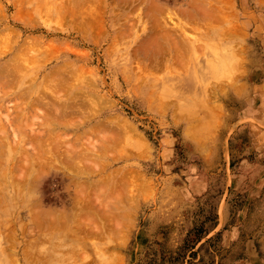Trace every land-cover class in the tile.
<instances>
[{
    "label": "rangeland",
    "instance_id": "1",
    "mask_svg": "<svg viewBox=\"0 0 264 264\" xmlns=\"http://www.w3.org/2000/svg\"><path fill=\"white\" fill-rule=\"evenodd\" d=\"M28 1L0 0V32L8 27L21 37L2 51L12 56L0 58V264H264V0ZM210 5L226 16L223 24L208 20L217 16ZM168 15L187 26V38ZM224 20L239 28L236 36L222 29ZM157 23L171 37H156ZM218 29L227 32L213 36ZM151 37L161 49L145 43ZM34 39L42 51L22 49L35 61L22 55L18 77L4 78L14 53ZM167 41L187 55L175 57L179 49ZM231 47L235 63L226 55ZM169 61L172 74L163 65ZM51 94L78 112L65 116ZM50 102L65 123L47 117Z\"/></svg>",
    "mask_w": 264,
    "mask_h": 264
},
{
    "label": "bare ground",
    "instance_id": "2",
    "mask_svg": "<svg viewBox=\"0 0 264 264\" xmlns=\"http://www.w3.org/2000/svg\"><path fill=\"white\" fill-rule=\"evenodd\" d=\"M22 1H23V0H22ZM30 1H31V0H29L28 2H30ZM65 1H66V0H65ZM65 1H64V2H65ZM76 1H77V0H76ZM81 1H82V0H81ZM86 1H87V0H86ZM17 2H18V1H17ZM25 2H26V1H24V3H25ZM66 2H67V1H66ZM69 2H70V1H69ZM69 2H68V4H69ZM72 2H73V1H72ZM74 2H75V0H74ZM84 2H85V1H84ZM89 2H90V0H89ZM89 2H88V3H89ZM99 2H100V1H99ZM101 2H103V1H101ZM212 2H213V1H212ZM217 2H218V4L220 5L219 1H217ZM220 2H221V1H220ZM224 2H225V1H224ZM21 3H22V2H21ZM24 3H22V4H24ZM31 3H32V2H31ZM55 3H57V2H55ZM85 3H86V2H85ZM93 3H94V2H92V4H93ZM39 4H40V3H39ZM53 4H54V3H53ZM53 4H52V5H53ZM57 4H58V3H57ZM77 4H78V3H77ZM82 4H84V3H82ZM89 4H90V3H89ZM89 4H88V5H89ZM95 4H96V3H95ZM98 4H99V3H98ZM101 4H102V3H101ZM188 4H189V3H188ZM222 4H223V3H222ZM224 4H225V3H224ZM37 5H38V4H37ZM80 5H81V4H80ZM86 5H87V4H86ZM96 5H97V4H96ZM152 5H153V4H152ZM191 5H192V4H191ZM216 5H217V3H216ZM14 6H15V5H14ZM44 6H45V5H44ZM64 6H66V5H64ZM67 6H70V5H67ZM67 6H66V7H67ZM92 6H93V5H92ZM210 6H211V5H210ZM220 6H221V5H220ZM222 6H223V5H222ZM222 6H221V9H222ZM224 6H225V5H224ZM224 6H223V7H224ZM0 7H2V6L0 5ZM21 7H22V6H21ZM52 7H53V6H52ZM84 7H85V6H84ZM96 7H97V6H96ZM101 7H102V6H101ZM156 7H157V6H155V9H156ZM188 7H190V6L188 5ZM197 7H199V6H197ZM211 7H213L214 9L216 8V7H214V6H211ZM15 8H16V7H15ZM44 8H46V7H44ZM47 8H48V7H47ZM54 8H55V7H54ZM60 8H62V7L60 6ZM63 8H64V7H63ZM72 8H73V7H72ZM80 8H81V7H80ZM85 8H86V7H85ZM90 8H91V5H90ZM92 8H93V7H92ZM92 8H91V9H92ZM98 8H99V12H100V11H101V10H100V6H99ZM98 8H97V9H98ZM151 8H152V7H151ZM151 8H149V10H151ZM200 8H201V7L197 8V9H200ZM0 9H1L0 11H2V12H0V20H1V17H2V18H3V17L5 18V16H4V10H2V8H0ZM18 9H19V7H18ZM23 9H24V8H23ZM23 9H22V10H23ZM81 9H82V8H81ZM153 9H154V6H153ZM155 9H154V10H155ZM157 9H158V8H157ZM217 9H218V8H217ZM29 10H30V9H29ZM54 10H56V9H54ZM68 10H69V8H68ZM75 10H77V9L75 8ZM83 10H84V9H83ZM158 10H159V9H158ZM194 10L197 11L195 8H194ZM215 10H216V9H215ZM219 10H220V9H219ZM219 10H216V11H217V16H218V18H216L217 16H215V17L213 16V17H212V15H209V16H208V15H205V17L208 16V17H209L208 20H210V18H211V21L215 20V21H216V22L214 21L215 23H219V22L222 23L223 21H221V20L224 19V18H226V16H224V15L222 14V11H221V10H220V11H221V14H220V11H219ZM222 10H224V9H222ZM20 11H21V9H20ZM27 11H28V10H27ZM57 11H58V9L55 11V13H56ZM61 11H62V9H61ZM69 11H70V10H69ZM90 11L93 12L92 10H90ZM201 11H202V10H201ZM211 11L213 12L214 10H212V8H211V10H210L209 12H211ZM48 12H49V10H48ZM63 12H64V11H63ZM63 12H62V13H63ZM65 12L68 14L67 9H66ZM72 12H73V9H72ZM87 12H88V11H87ZM193 12H194V11H193ZM224 12H225V11H224ZM29 13L31 14V10H30ZM58 13H59V12H58ZM69 13H70V12H69ZM73 13H74V12H73ZM93 13H95V15H96V12H93ZM103 13H104V10H103ZM103 13H102V14H103ZM151 13H152V12H151ZM154 13H155V12H154ZM200 13H201V12H200ZM206 13H208V12H206ZM18 14H19V13H18ZM20 14H21V12H20ZM40 14H41V12H40ZM42 14H43V13H42ZM74 14H75V13H74ZM74 14H73V15H74ZM86 14H87V13H86ZM88 14H89V13H88ZM185 14H186V12H185ZM190 14H191V13L187 14L188 17H189ZM210 14H213V13H210ZM225 14H226V13H225ZM21 15H22V14H21ZM27 15H29V14L27 13ZM27 15H26V18H27ZM52 15H53V14H52ZM84 15H85V14H84ZM89 15H91V13H90ZM95 15H94V16H95ZM100 15H101V14H100ZM169 15H170V14H169ZM169 15H168V18H167V19L170 18L169 20H170V22L173 24L172 26H175V28L177 27V29L181 31V36H184V35H185L184 37L187 38V37H188V35H187L188 33L186 32V30H187V26H186L185 24H183L182 22H175L177 19L174 18V17H170L171 15H170V16H169ZM172 15H173V14H172ZM177 15H178V14H177ZM22 16H24V14H23ZM29 16H31V15H29ZM57 16H58V15H57ZM60 16H61V14H60ZM63 16H65V15L63 14ZM71 16H72V14H71ZM81 16H82V15H81ZM87 16H88V15H87ZM103 16H104V15H102V17H103ZM114 16H115V15H114ZM153 16H154V15H153ZM174 16H175V15H174ZM190 16H191V15H190ZM197 16H198V15H197ZM202 16H204V15L202 14ZM223 16H224V17H223ZM40 17H41V16H40ZM65 17H66V16H65ZM90 17H91V16H90ZM31 18H33V17H31ZM59 18H61V17H59ZM98 18H99V16H98ZM150 18H151V17H150ZM202 18L204 19V17H202ZM229 18L231 19V17H229ZM229 18H228V20H229ZM62 19H63V17H62ZM65 19H66V18H65ZM65 19H64V20H65ZM83 19H84V17H83ZM83 19H82V20H83ZM154 19H155V18H153V20H154ZM174 19H176V20H174ZM197 19H198V18H197ZM216 19H217V20H216ZM226 19H227V18H226ZM27 20H28V19H27ZM58 20H59V19H58ZM64 20H63V21H64ZM70 20H71V18H70ZM84 20H85V19H84ZM91 20H92V19H91ZM100 20H101V19H100ZM142 20H143V19H142ZM156 20H157V19L154 20L155 23H156ZM158 20H159V19H158ZM187 20H188V19H187ZM201 20H202V19H201ZM208 20H207V21H208ZM56 21H57V20H56ZM102 21H103V19H102ZM193 21H196V19L193 20ZM204 21H205V20H204ZM224 21H226V20H224ZM30 22H31V21H30ZM32 22H35V20L33 19ZM32 22H31L30 24H32ZM57 22H58V21H57ZM65 22H66V21H65ZM70 22H71V21H70ZM78 22H79V20H78ZM78 22H77V23H78ZM87 22H88V21H87ZM94 22H95V21H94ZM140 22H141V21H140ZM167 22H168V21H167ZM191 22H192V21H191ZM209 22H210V21H208V23H209ZM226 22H227V21H226ZM88 23H89V22H88ZM88 23H87V24H88ZM95 23H96V22H95ZM103 23H104V22H103ZM141 23H142V22H141ZM158 23H160V22L158 21ZM158 23L156 24V25L158 26V27L155 29V30H157V31H155L156 33H157L158 31H160V30H159L160 28H162V26H160V28H159V24H158ZM205 23H206V21H205ZM210 23H211V22H210ZM223 23H224V22H223ZM223 23H222V24H223ZM228 23H229V22H227V24H228ZM33 24H34V23H33ZM58 24H59V23H58ZM75 24H76V23H75ZM82 24H83V23H82ZM89 24H90V23H89ZM89 24H88V25H89ZM91 24H92V22H91ZM101 24H102V23H100V25H101ZM152 24L154 25V23H152ZM211 24H213V22H212ZM222 24H221V25H222ZM225 24H226V23H225ZM235 24H236V23H235ZM76 25H77V24H76ZM80 25H81V24H80ZM80 25H79V27H80ZM88 25H87V27H88ZM92 25L94 26V25H96V24L93 23ZM92 25H90V26L93 27ZM97 25H98V23H97ZM150 25H151V24H150ZM161 25H164V24L161 23ZM204 25H205V24H204ZM206 25H207V23H206ZM206 25H205V26H206ZM208 25H209V24H208ZM216 25H217V24H216ZM90 26H89V28L92 30L93 28H91ZM172 26H171L170 28H174V27H172ZM198 26H199V25H198ZM228 26H229V28L225 25L222 29H224L225 27H226V29H230V28H231V30H230L228 33H230L231 35H233L234 33H236V29L238 28V27H236V25L233 26V24H231L232 27H230V25L228 24ZM79 27H78V28H79ZM83 27H84V26H83ZM95 27H96V26H95ZM95 27H94V28H95ZM101 27H102V26H101ZM103 27H104V24H103ZM134 27H135V26H134ZM134 27H133V28H134ZM153 27H154V26H153ZM163 27L165 28L166 26L164 25ZM207 27H209V26H207ZM210 27H211V26H210ZM210 27H209V28H210ZM214 27H215V26H214ZM218 27H219V26H218ZM218 27H217V28H218ZM158 28H159V29H158ZM166 28H167V27H166ZM198 28H200V27H198ZM212 28H213V27H212ZM220 28H221V27H220ZM79 29H80V28H79ZM84 29H85V28H84ZM97 29L99 30V28H97V27H96L95 29H93V30L96 31ZM103 29H104V28H103ZM103 29H102V30H103ZM128 29H130V28H128ZM149 29H150V28H149ZM151 29H152V28H151ZM162 29H163V28H162ZM196 29H197V28H196ZM215 29H216V28H215ZM215 29H214V30H215ZM222 29H218V31H213V30H212V32H213L212 35H213V36H214V34L216 35L217 32H219V33H225V32H227L226 29L223 30V32H222ZM240 29H242V28H240ZM98 30H97L96 33H99ZM104 30H105V29H104ZM194 30H195V29H194ZM210 30H211V29H210ZM220 30H221V31H220ZM238 30H239V28L237 29V31H238ZM242 30H243V29H242ZM81 31H82V30H81ZM127 31H128V30H127ZM151 31H152V30H151ZM195 31H196V30H195ZM206 31H207V29H206ZM104 32H105V31H104ZM104 32H103V34H104ZM163 32H164V31L162 30V33H163ZM171 32H172V31H171ZM171 32H170V30H168V32L166 31L165 34L168 33V36L171 37ZM210 32H211V31H210ZM210 32H209V33H210ZM215 32H216V33H215ZM239 32H240V31H239ZM243 32H244V31H243ZM92 33H93V32H92ZM96 33H94V34H95L94 37L96 36ZM156 33H154V34H156ZM159 33H160V34H159ZM169 33H170V35H169ZM172 33H174V32H172ZM177 33H178V32H177ZM209 33H208V34H209ZM219 33H218V34H219ZM84 34H85V33H84ZM122 34H123V33H122ZM158 34H159V35H158ZM165 34L163 33V35H162L161 32H158V33H157L158 36H156V37H159V36H160V38L162 39V37L164 38V37L167 35V34H166V35H165ZM198 34H199V33H198ZM205 34H206V33H205ZM236 34H237V33H236ZM116 35H117V34H116ZM124 35H125V34H124ZM164 35H165V36H164ZM172 35H173V34H172ZM178 35L180 36V34H178ZM178 35H177V38H178V41H180L181 36L179 37ZM221 35H222V34H221ZM221 35H218V36H221ZM225 35H226V34H225ZM225 35H224V36H225ZM228 35H229V34H228ZM121 36H123V35H120V36H118V37H121ZM126 36H127V35H126ZM150 36H151V35H150ZM150 36H149V37H150ZM152 36H153V35H152ZM161 36H162V37H161ZM218 36L216 35V37H218ZM234 36H236V35L234 34L233 37H234ZM237 36H238V35H237ZM101 37H102V36H101ZM118 37H116V38H118ZM174 37H175V36H174ZM174 37H173V38H174ZM203 37H204V36H203ZM203 37H202V38H203ZM210 37H211V36H210ZM221 37H222V36H221ZM229 37H230V36H229ZM20 38H21V37H20L17 33L15 34V32L13 33V31L10 30L8 27H7V28L5 27V29H4L2 32H0V45H1L0 47H2V48H0V49H2V50H0V58H1V56L6 55V53H8L9 56H10L11 53H9V51L6 52V53H3L2 51L5 52V51H7V49H8V50H9V49L12 50V48H13L16 44H18V41H19ZM96 38H97V37H96ZM153 38H154V37H153ZM153 38L151 37V41H148V42L146 41L145 43H148V44L150 45V44H152L153 41H155V42H153V44L156 43V44H155V47H154L153 44L150 45L149 47H151V46H153V48H156V47L159 48V47H160V49H161L162 44L159 45V43L156 42V39L154 38V39H155V40H154ZM167 38L169 39V37H167ZM173 38H172V44H173V41H174ZM182 38H183V37H182ZM235 38H236V37H235ZM239 38H240V37H239ZM29 39H30V38H29ZM152 39H153V40H152ZM157 39H159V38H157ZM164 39H165V38H164ZM164 39H163V40H164ZM194 39H195V37H194ZM200 39H201V38H200ZM217 39H218V38H217ZM230 39H231V37H230ZM241 39H242V38H241ZM40 40H41V39H40ZM93 40H94V39H93ZM149 40H150V39H149ZM165 40H166V39H165ZM170 40H171V38H170ZM218 40H219V39H218ZM225 40H226V39H225ZM34 41H35V42L37 41V43H35ZM34 41H32V40H25L24 43H23V45H22V46H24V47L20 46V49L17 50V51H18L17 53L14 51L16 54H18V53H19V54H18V55H15V53H14V55H13L14 58L12 57V60H13V59L15 60V63H12V64L10 63L13 67H12L11 65H8V66L5 65V67L7 66V67H6L7 69H4L5 71H4V70L2 71L3 74L5 75L4 78L7 77L6 79L9 80L8 76L13 77V76L16 75V74L18 75V71H19V70H18V67H19V69H20V67H22V62L24 61V59L22 58V57H23L22 55H25L23 49H24V50H25V49H26V50H28V49H33V51H35V50L42 51V50H41V49H42V46H41V44H40L41 42L39 43L38 40H35V39H34ZM95 41H96V40H95ZM112 41H113V40H112ZM186 41H187V40H186ZM186 41H185V42H186ZM197 41H198V39H197ZM150 42H151V43H150ZM170 42H171V41H167V42H165L166 47H167V48H170L171 50H174V51L178 48L179 50H178V49H177V50H178L180 53H178V51L176 50L177 53H175V57H176L177 54H181V55H180V57H181V56H182V53H183V56L181 57V58L183 59V58L185 57L184 55H187V54H185V53H187V52H186L187 48H186V50H185L184 47H183V50L181 49V50L183 51V52H182V51L180 50V48H181V46H182V44L180 43L181 41L178 42V43H180L179 46L181 45L180 47H178L177 44L175 45V43H174V45L177 46V47H175V46H173ZM175 42H176V41H175ZM220 42L222 43V42H223V39H222V41H220ZM188 43H189V42H188ZM19 44H20V43H19ZM197 44H198V43H197ZM47 45L49 46V45H52V44H47ZM230 45H231V44H230ZM48 46H47V47H48ZM143 46H144L143 48L148 47V45H143ZM172 46H173V47H172ZM194 46H195V45H194ZM197 46H198V45H197ZM197 46H196V47H197ZM18 47H19V45H18ZM49 47H50V46H49ZM55 47H56V46H55ZM55 47H54V48H55ZM187 47H188V46H187ZM22 48H23V49H22ZM158 48H157L156 50H158V52H160V49H158ZM173 48H174V49H173ZM5 49H6V50H5ZM44 49H45L46 51H48V49H46L45 47H44ZM44 49H43V51H44ZM49 49H50V48H49ZM56 49L58 50V48H56ZM148 49H150V48H148ZM235 49H236V48H235ZM19 50H20V51H19ZM21 50H22V51H21ZM143 50H144V49H143ZM150 50H151V49H150ZM162 50H163V48H162ZM162 50H161V51H162ZM165 50H167V49H165ZM184 50H185V51H184ZM237 50H238V49H237ZM55 51H56V50H55ZM163 51H164V50H163ZM174 51H173V52H174ZM176 51H175V52H176ZM10 52H11V51H10ZM20 52H21V53H20ZM52 52H53V51H52ZM56 52H57V51H56ZM166 52H167V51H166ZM181 52H182V53H181ZM184 52H185V53H184ZM196 52H197V51H196ZM234 52H236V51L233 49V47L229 48V51H228L227 54H226V55H228L227 57L229 58V59H228L229 62L232 61V63H235V59L238 58V57H236V55H235ZM3 54H4V55H3ZM53 54H54V53H53ZM160 54H161V52H160ZM215 54H216V53H215ZM238 54H239V53H238ZM19 55H21V57H20ZM27 55H29V53H28ZM27 55H25V56H27ZM41 55H42V54H41ZM41 55H40V58H41ZM158 55H159V54H158ZM166 55L169 56V54H167V53H166ZM11 56H12V54H11ZM25 56H24V57H25ZM43 56H44V55H43ZM155 56H156V55H155ZM159 56H160V55H159ZM173 56H174V54H173ZM188 56H189V55H188ZM188 56H187V57H188ZM19 57H20L21 61L19 60ZM27 57H28V58H27ZM27 57H25V61H24V62H27V63H28V61H29L28 59H29V58H30V60H31L30 62H32V59H33L32 56H27ZM177 57H178V59H180V58H179V55H177ZM187 57H186V59H187ZM26 58H27V59H26ZM31 58H32V59H31ZM151 58H152V57H151ZM163 58H164V57H163ZM171 58H174V57H171ZM171 58H170V60H171ZM241 58H242V57H241ZM16 59L20 62V65H21V66H18V65H19L18 63H19V62H18ZM154 59H155V58H154ZM174 59H175V58H174ZM174 59H172V61H174L173 63H176V59H177V58H176L175 60H174ZM178 59H177V61H178L177 64H179L180 62H182L183 66H184V64H185V63H184L185 59H184V61H181V60H178ZM10 60H11V59H10ZM12 60H11V61H12ZM14 60H13V62H14ZM151 60H152V59H151ZM167 60H168V59H167ZM167 60H166V61H167ZM6 61H7V60H6ZM11 61H8V62H11ZM33 61H35V59H33ZM39 61H40V60H39ZM158 61H159V63H158L159 65L162 64V62H161L162 60H161V61L158 60ZM238 61H239V60H238ZM238 61H236V62H238ZM24 62H23V63H24ZM160 62H161V63H160ZM164 62H165V61H164ZM6 63H7V62H6ZM173 63H170V61L167 62L166 64L163 63L165 70H166V69H168L169 71H170V69L172 70V71H170L169 73H171V72L174 73L173 71L176 70V68L172 65ZM238 63H239V62H238ZM238 63H237V64H238ZM4 64H5V63H4ZM7 64H8V63H7ZM14 64H15V65H14ZM25 64H26V63H25ZM35 64H37V63H35ZM177 64H176V65H177ZM180 64H181V63H180ZM16 65H17V68L14 67V66H16ZM141 65H142V64H141ZM176 65H175V66H176ZM186 65H187V64H186ZM9 66H11V67L8 68ZM63 66H64V65H63ZM68 66H69V65H68ZM160 66L163 67L162 65H160ZM172 66L174 67L175 70L172 68ZM0 67H1V65H0ZM2 67L4 68V66H2ZM64 67H65V66H64ZM154 67H156V69L154 68V69H155V70H154L153 68H150L151 71H152V70H153V71H156V70H157L158 66L156 65V66H154ZM161 67H159V68H161ZM180 67H181V66H180ZM184 67H185V66H184ZM184 67H183V68H184ZM236 67H237V66H236ZM22 68H23V67H22ZM60 68H61V67H60ZM60 68H59L57 71L60 70L62 73H64V72H65V71H64L65 69H64V68H63V69H60ZM140 68H141V67H140ZM140 68H139V70H140ZM147 68H149V67H147ZM147 68L144 69V71H145V70H148ZM183 68L181 67L180 70L183 69ZM227 68H228V63L225 62L224 65L222 66V70L224 69V71H225ZM1 69H2V68H1ZM67 69H68V67H67ZM67 69H66V70H67ZM69 69H70V67H69ZM178 69H179V68H178ZM214 69H215V68H214ZM231 69H232V68H231ZM233 69H234V67H233ZM233 69H232V70H233ZM16 70H18V71H16ZM53 70H54V69H53ZM161 70H162V69H161ZM184 70H185V69H184ZM215 70H216V69H215ZM222 70H221V71H218L217 73L219 74L220 72H223ZM232 70H231V72H232ZM14 71H16V73H15ZM54 71H55V70H54ZM54 71H53V72H54ZM57 71H55L54 74H57V75L59 76V74H61V73H59V72H60V71H59V72H58L59 74H58ZM140 71H141V70H140ZM202 71H203V69H202ZM202 71H201V72H202ZM53 72H52V73H53ZM69 72H71L70 74H72V71H71V70H69ZM69 72H68V73H69ZM76 72H77V71H75V73H73V74H76ZM145 72H146V71H145ZM149 72H150V71H149ZM178 72H179V71H178ZM228 72H229V71H228ZM19 73H20V72H19ZM68 73H67L66 75H68ZM143 73H144V72H143ZM172 73H171V74H172ZM233 73H234V71H233ZM13 74H14V75H13ZM50 74H51V73H50ZM50 74H49V75H50ZM147 74H148V73H147ZM147 74H145V75L147 76ZM150 74H151V73H150ZM195 74H196V72H195ZM195 74H194V76L197 77ZM198 74H199V72H198ZM221 74H222V73H221ZM0 75H1V74H0ZM17 75H16V76H17ZM174 75H175V74H174ZM219 75H220V74H219ZM1 76H2V75H1ZM16 76H15V78H16ZM20 76H21V75H20ZM53 76H55V75H53ZM60 76H61V75H60ZM62 76H64L65 78L62 77ZM62 76H61V77L64 79V81H65V79H66V80L69 79V78L67 79L65 75H62ZM148 76H149V75H148ZM217 76H218V75H217ZM220 76H222V75H220ZM224 76H226V74H225ZM11 77H10V78H11ZM17 77H18V76H17ZM49 77H50V76H49ZM67 77H68V76H67ZM76 77H77V76H76ZM76 77L73 76L74 79H75ZM198 77H199V76H198ZM0 78H1V77H0ZM20 78H21V77H20ZM34 78H35V77H34ZM36 78H37V77H36ZM52 78H53V77H52ZM55 78H56V77H55ZM153 78H155V77H153ZM170 78H171V77H170ZM202 78H203V79H202ZM204 78H206L205 75H204V77H201V78L199 79L200 81L202 80V83H201V84H203ZM6 79H5V80H6ZM13 79H14V78H13ZM16 79L20 80L19 78H16ZM16 79H14V80H16ZM45 79H46V78H45ZM47 79H48V78H47ZM63 79H62V80H63ZM71 79H72V77H71ZM10 80H12V79H10ZM32 80H34V79L32 78ZM32 80H31V81H32ZM197 80H198V79H197ZM42 81H43V80H42ZM59 81H60V80H59ZM59 81H58V82H59ZM0 82H1V81H0ZM2 82H3V81H2ZM16 82H17V80H16ZM18 82H19V81H18ZM47 82H48V81H47ZM52 82H54V81H52ZM55 82H56V81H55ZM58 82H57L56 84H58ZM62 82H63V81H62ZM62 82H59L58 85L60 86ZM65 82H66V81H65ZM70 82H71V81H70ZM10 83H11V82H10ZM12 83H13V82H12ZM156 83H157V82H156ZM7 84H8V83H7ZM45 84L47 85L48 83L45 82ZM50 84H51V83H50ZM50 84H49V86H48L49 88H51V87H50ZM56 84H55V86H54V84H53V85L51 84V86H53V87H52L53 89H54V87H56ZM65 84H66V86H68V85H67V84H68L67 82H66ZM46 85H45V86H46ZM11 86H12V85H11ZM15 86H17V85L15 84ZM59 86L57 87V89L59 88ZM61 86L64 87V84L62 83ZM61 86H60V89H62ZM150 86H152V85H150ZM154 86H155V85H154ZM4 87H5V86H4ZM69 87H70V86H69ZM69 87H68V89H69ZM72 87H74V86H72ZM207 87H208V86H207ZM52 88H51L50 90H53ZM70 88H71V87H70ZM164 88L166 89L167 86H166V87L164 86ZM203 88H204V87H203ZM14 89H15V88H14ZM14 89H13V90H14ZM29 89H30V88H29ZM32 89H33V88H32ZM155 89H156V88H155ZM10 90H11V89H10ZM25 90H26V89H25ZM50 90H49V91H50ZM63 90H64V89H63ZM43 91H44V89H43ZM49 91H48V92H49ZM168 91H169V90H168ZM203 91H204V89H203ZM206 91H207V90H206ZM20 92H21V91H20ZM44 92H45V91H44ZM50 92H51V91H50ZM50 92H49V94H50ZM52 92H53V93H52ZM52 92H51L52 94H54V92L56 93V91H54V90H53ZM59 92H60V91H59ZM59 92L57 91V93H59ZM164 92H165V91H163V93H164ZM21 93H24V92H21ZM25 93H26V92H25ZM40 93L42 94V92H40ZM46 93H47V92H46ZM163 93L161 92L160 94H163ZM204 93H205V91H204ZM206 93H207V92H206ZM41 94H39V95H41ZM52 94H51V96L53 97V99L56 98V100L54 101L55 104H56V101L59 102V101L62 100V99H61L62 97H60V95H58L59 97H58V96L56 97V96H54V95H52ZM87 94H88V93H87ZM165 94H166V93H165ZM30 95H31V94H30ZM204 95H206V94H204ZM36 96H37V95H36ZM46 96H47V95H46ZM48 96H49V95H48ZM154 96H155V95H154ZM207 96H208V95H207ZM40 97H41V96H40ZM52 97H50L49 100H51ZM88 97H89V96H88ZM90 97H91V96H90ZM156 97H157V96H156ZM42 98H43V94H42ZM47 98H48V97H47ZM47 98H46V99H47ZM59 98H60L61 100H60ZM44 99H45V98H44ZM46 99H45V100H46ZM53 99H52V100H53ZM90 99H91V98H90ZM159 99H160V98H159ZM159 99H157V100H159ZM164 99H165V98H164ZM26 100H27V99H26ZM34 100H35V99H34ZM34 100H33V101H34ZM45 100H43V101H45ZM47 100H48V99H47ZM160 100H161V99H160ZM38 101H39V100H38ZM91 101H92V100H91ZM35 102H36V101H35ZM41 102H42V101H41ZM41 102H40V103H41ZM71 102H72V101H71ZM85 102H86V101H85ZM85 102H83V103H85ZM87 102H88V101H87ZM161 102H162V101H161ZM161 102H160V103H161ZM45 103H46V102H45ZM52 103H53V102H52ZM52 103H51V102H50V104L48 103V104L50 105V107H51V108L48 107V110L51 109V112L53 113V112H54V109H55V112H54V113H56V112H57V113H56V114H54V113L52 114L51 112L49 113V111H50V110H49V111H48V116H47V117H49V118H51V119L53 118V120L56 118L55 120L58 121L59 118H61V117H59V116H60V115L62 116V114L59 115L58 113H61V111H63L64 109L66 110V109H67V108H66L67 105H66V107H65V106H63L62 103H61V105H58L59 103H57L56 105L61 106V107H62V106L65 107V108H63V109L59 107L58 109H60V110H61V111H60V110H57V109L54 107V105H53ZM76 103H77V102H76ZM89 103H91V102H89ZM166 103H167V102H166ZM29 104H31V102H30ZM48 104H47V105H48ZM72 104H73V103H72ZM81 104H82V103H81ZM81 104H80V105H81ZM162 104H163V103H161L160 106H162ZM167 104H168V103H167ZM167 104H166V105H167ZM32 105H33V102H32ZM45 105H46V104H45ZM47 105H46V106H47ZM52 105H53L54 109H52V108H53ZM64 105H65V104H64ZM68 105H69V104H68ZM34 106H35V105H34ZM41 106H42V105H41ZM73 106H74L73 109H75V107H76V109H77V105H73ZM87 106H88V104H87ZM204 106H206V104H204L203 107H204ZM207 106H208V105H207ZM35 107H36V106H35ZM39 107H40V106H39ZM68 107H69V108H68V110H66V112H65V111L62 112V113H65V116H66V114H67V116H68L69 109H70V111H71V108H72V106H68ZM70 107H71V108H70ZM78 107H79V105H78ZM82 107H83V104H82ZM85 107H86V105H85ZM0 108H1V107H0ZM30 108H32V107H30ZM79 108H80V107H79ZM79 108H78V109H79ZM83 108H84V107H83ZM208 108H209V107H208ZM44 109H45V108H44ZM80 109H81V108H80ZM213 109H214V108H213ZM213 109H210V112H212L211 110H213ZM42 110H43V109H42ZM46 110H47V109H46ZM52 110H53V111H52ZM44 111H45V110H44ZM59 111H60V112H59ZM72 111H73V112H72ZM72 111H71V113H73L72 115L74 116V115H75V112H76L77 110H76V111H75V110H72ZM207 111H208V110H207ZM207 111H206V112H207ZM215 111H216V110H215ZM77 112H78V111H77ZM79 112H80V111H79ZM50 114H51V116H53V117H51ZM44 115H45V114H44ZM46 115H47V114H46ZM46 115H45V116H46ZM54 115H55V118H54ZM56 115H58V116H56ZM69 115H70V112H69ZM38 117H39V116H38ZM38 117H37V118H38ZM57 117H58V118H57ZM63 117H64V116H62V119H63ZM216 117H217V116H216ZM43 118H44V117H43ZM65 118H66V117H65ZM72 118H73V117H72ZM69 119H70V118H69ZM69 119H68V120H69ZM46 120H47L48 123H50V122L52 121V120H50V119H46ZM46 120H45V121H46ZM48 120H49L50 122H49ZM55 120H54V121H55ZM60 120H61V119H60ZM22 121H23V120H22ZM45 121H44V122H45ZM63 121H64V119L62 120V123H63ZM66 121H67V120L65 119L64 123H65ZM52 122H53V121H52ZM52 122H51V123H52ZM68 122L71 123V124H70V127H71L73 120H72V121L70 120V121H68ZM68 122H67V123H68ZM110 122H111V121H110ZM62 123H61V124H62ZM67 123H66V126H64V127H66V128H67V126H68ZM199 123H200V122H199ZM46 124H47V123H46ZM52 124H53V123H52ZM68 124H69V123H68ZM202 124H203V123H202ZM62 125H64V124H62ZM62 125H61V126H62ZM105 125H106V124H105ZM118 125H119V124H118ZM118 125H117V126H118ZM204 125H206V124H204ZM204 125H203V126H204ZM61 126H60V127H61ZM72 126L75 127L74 124H73ZM121 126H122V124H121ZM121 126H120V127H121ZM201 126H202V125H201ZM50 127H51V126H50ZM54 128H55V127H54ZM68 128H69V127H68ZM77 128H78V127H77ZM95 128H96V127H95ZM124 128H125V127H124ZM51 129H52V128H51ZM111 129H112V128H111ZM115 130H116V129H115ZM53 133H54V132H53ZM117 133H118V131H117ZM117 133H116V134H117ZM122 134H123V133H122ZM51 135H52L51 137L53 138V134H52V133H51ZM57 137H58V136H55V138H57ZM120 137H122V136H120ZM32 138H33V137H32ZM52 138H51V139H52ZM106 139H107V138H106ZM30 140H31V139H30ZM56 140H58V138L55 139V141H56ZM34 141H35V140H34ZM55 141H54V139H53V141H51V142L53 143V142H55ZM76 141H77V140H76ZM32 142H33V141H32ZM49 142H50V141H49ZM55 144H56V142H55ZM57 144H58V142H57ZM49 145H50V144H49ZM111 145H112V144H111ZM43 146H44V144H43ZM57 146H58V145H57ZM49 148H50V147H49ZM55 148H57V147L55 146ZM70 148H71V146L68 148L69 151H70V150H71V151H70V152H69V151H66V152H67L68 154L71 153L72 155L69 154V155H71V157H70L69 155L66 154V155H67L66 157H67V158L69 157V159H70V158L72 159L73 154L75 155V150H76V148L74 147L75 150L73 149V147H72L71 149H70ZM52 149H53V147H52ZM57 149H58V148H57ZM68 149H67V150H68ZM102 149H103V148H102ZM104 149H105V148H104ZM45 150H46V149H45ZM54 150H55V149H54ZM105 151H106V150H105ZM47 152H49V150H48ZM50 152H51V151H50ZM90 152H91V151H90ZM102 152L104 153V151H101V154H102ZM78 153H79V152H78ZM53 155H54V153H53ZM57 155H59V154H58L57 151H56V154H55L54 156H57ZM60 155H61V154H60ZM98 155H99V154H98ZM48 156H50L49 153H48ZM75 156H76V155H75ZM75 156H74L75 159H73L72 162H73L74 160H75V161L77 160V162H78L79 157L76 158ZM38 157H39V156H38ZM51 158H52V156H51ZM55 158L57 159L58 156L55 157ZM86 158H87V157H86ZM56 159H55V160H56ZM58 159H59V158H58ZM61 159H62V158H61ZM52 160H53V159H52ZM23 161H24V160H23ZM58 161H59V160H58ZM61 161H62V160H61ZM67 161H68V160H67ZM50 162L53 163L51 160H50ZM59 162H60V161H59ZM29 163H30V162H29ZM79 163H80V162H79ZM49 164H50V163H49ZM71 165H72V164H71ZM100 165H101V164H100ZM74 166H75V165H74ZM79 166H80V165H79ZM85 166H86V165H85ZM69 167H70V166H69ZM70 168H71V167H70ZM77 168H78V166H77ZM81 168H82V167H81ZM75 170H76V169H75ZM77 173H78V172H77ZM124 175H125V174H124ZM122 178H123V177H122ZM106 182H107V181H106ZM93 183H94V182H93ZM102 184H103V181H102ZM112 184H113V183H112ZM121 184H122V183H121ZM103 185H104V184H103ZM128 185H129V184H128ZM101 186H102V185H101ZM125 186H126V185H125ZM87 187H88V186H87ZM77 188H78V187H77ZM92 190H93V189H92ZM121 190H122V189H121ZM87 194H88V193H87ZM87 196H88V195H87ZM76 200H77V199H76ZM76 200H75V201H76ZM75 201H74V202H75ZM80 201H81V199H80ZM80 201H79V203H80ZM84 201H85V200H84ZM76 202H78V200H77ZM76 202H75V203H76ZM86 202H87V201H86ZM91 202H92V201H91ZM75 203H74V205H75ZM76 204H77V203H76ZM90 206H91V205H90ZM71 208H73V207H71ZM74 208H75V207H74ZM81 208H82V207H81ZM89 208H90V207H89ZM91 209H92V208H91ZM38 210H39V209H38ZM72 211H73V210H72ZM81 211H82V210H81ZM104 211H105V210H104ZM47 213H48V212H47ZM49 213H50V211H49ZM85 213H86V212H85ZM94 213H95V212H94ZM42 214H44V213H42ZM50 214H51V213H50ZM45 215H47V214H45ZM36 217H37V216H36ZM43 217H44V216H43ZM45 217H46V216H45ZM91 217H92V216H91ZM104 217H105V216H104ZM32 219H33V218H32ZM36 219H37V218H36ZM43 219H44V218H43ZM77 219H78V218H77ZM60 220H63V217H62V216H61V219H60ZM37 221H39V220H37ZM37 221H36V222H37ZM44 221H45V220H44ZM50 221H51V220H50ZM53 221H55V220L53 219ZM53 221H52V222H53ZM64 221H65V220H63V222H60V224L65 223ZM117 221H118V220H117ZM32 222H33V221H32ZM77 222H78V221H77ZM94 222H95V221H94ZM34 223H35V222H34ZM37 223H38V222H37ZM53 223H55V222H53ZM40 224H41V227H42V223H40ZM50 225H51V222H50ZM37 226H38V224H37ZM78 226H79V225H78ZM78 226H77V227H78ZM50 227H51V226H50ZM60 227H61V225H60ZM86 228H87V227H86ZM114 228H115V227H114ZM79 229H80V228H79ZM79 229H78V231H79ZM24 230H25V229H24ZM73 230H74V229H73ZM80 230H81V229H80ZM87 231H88V230H87ZM93 231H94V230H93ZM53 232H54V231H53ZM99 232H100V231H99ZM38 233H39V232H38ZM62 233H63V232H62ZM50 234H51V232H50ZM71 234H72V233H71ZM82 234H83V233H82ZM87 234H88V233H87ZM100 234H101V233H100ZM44 235H45V234H44ZM5 236H6V235H5ZM11 236H12V235H11ZM38 236H39V235H38ZM38 236H37V237H38ZM51 236H52V235H51ZM90 236H91V235H90ZM101 236H102V235H101ZM9 237H10V236H9ZM46 237L49 239L48 236H46ZM74 237H75V234H74ZM76 237H77V236H76ZM97 237H98V236H97ZM112 237H113V236H112ZM7 238H8V237H7ZM87 238H88V237H87ZM89 238H90V237H89ZM94 238H95V237H94ZM13 239H14V238H13ZM42 239H43V238H42ZM44 239H45V237H44ZM33 240H34V239H33ZM50 240H51V239H50ZM85 240H86V239H85ZM43 241H44V240H43ZM62 241H63V240H62ZM62 241H60V244H61ZM78 241H79V240H78ZM55 242H56V244H58L57 241H55ZM85 242H86V241H85ZM37 243H38V242H37ZM70 243H71V242H70ZM42 244H43V242H42ZM60 244H58V245H59L58 247H60ZM40 245H41V244H40ZM43 245H44V244H43ZM61 245H62V244H61ZM69 245L72 246L71 244H69ZM64 246H66V245H64ZM64 246H63V247H64ZM44 247H45V246H44ZM67 248H68V247H67ZM67 248H66V249H67ZM4 249H6V248H4ZM4 249H3V250H4ZM30 249H31V248H30ZM33 249H34V248H33ZM51 249H52V248H51ZM73 249H76V248L73 247ZM3 250H2V251H3ZM27 250H28V249H27ZM71 250H72V249H71ZM30 251H31V250H30ZM58 251H59V250H58ZM73 251H74V250H73ZM67 252H68V251H67ZM70 252H71V251H70ZM34 253H35V252H34ZM44 253H45V251H44ZM53 253H56V252H54V250H53ZM53 253H52V254H53ZM49 254H51V253H49ZM49 254H48V255H49ZM108 254H109V253H108ZM68 255H69V254H68ZM4 256H5V255H4ZM61 256H62V255H61ZM64 257H65V256H64ZM68 257H69V256H68ZM51 258H53V256H52ZM54 259H55V258H54ZM58 259H59V258H58ZM67 260H68V259H67ZM70 260H71V259H69L68 261H70ZM13 261H14V260H13ZM34 261H35V259H34ZM64 261H66V260H64ZM48 262H49V261H48ZM52 262H53V261H52ZM109 262H110V261H109Z\"/></svg>",
    "mask_w": 264,
    "mask_h": 264
}]
</instances>
